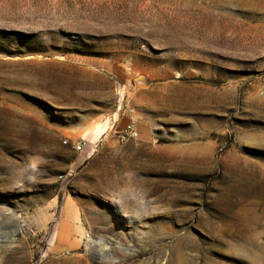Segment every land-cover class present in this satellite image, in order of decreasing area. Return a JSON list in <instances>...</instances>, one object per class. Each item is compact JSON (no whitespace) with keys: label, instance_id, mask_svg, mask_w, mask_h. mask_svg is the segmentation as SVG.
I'll list each match as a JSON object with an SVG mask.
<instances>
[{"label":"rangeland","instance_id":"1","mask_svg":"<svg viewBox=\"0 0 264 264\" xmlns=\"http://www.w3.org/2000/svg\"><path fill=\"white\" fill-rule=\"evenodd\" d=\"M0 264H264V0H0Z\"/></svg>","mask_w":264,"mask_h":264},{"label":"crops","instance_id":"2","mask_svg":"<svg viewBox=\"0 0 264 264\" xmlns=\"http://www.w3.org/2000/svg\"><path fill=\"white\" fill-rule=\"evenodd\" d=\"M113 127H114V132L115 133H118V134H122L123 131L130 125V121H129V118H122V119H118L115 123H113ZM135 128V127H134ZM136 129V128H135ZM138 131L139 133L143 136L146 134V129L144 127H142L141 125L138 126ZM104 134V131L101 130V127H100V122L99 120H97L96 118L95 119H91V130L86 133V134H75L74 137H77V141H81V140H85L87 138L88 141H97V140H100L101 137L103 136ZM137 137H138V133H137ZM75 141V142H77ZM85 143V141H84ZM80 227H76V231L79 232ZM78 229V230H77ZM65 230L62 231V237L65 236Z\"/></svg>","mask_w":264,"mask_h":264},{"label":"built area","instance_id":"3","mask_svg":"<svg viewBox=\"0 0 264 264\" xmlns=\"http://www.w3.org/2000/svg\"><path fill=\"white\" fill-rule=\"evenodd\" d=\"M123 135L132 138V139H136L137 138V131L134 128V126L132 124H130L122 133ZM64 144H67V141L63 142ZM71 146V149L76 152V153H80L83 151L85 143L83 140L81 141H77V142H73V143H69ZM85 238L88 239L89 235L85 234Z\"/></svg>","mask_w":264,"mask_h":264},{"label":"bare ground","instance_id":"4","mask_svg":"<svg viewBox=\"0 0 264 264\" xmlns=\"http://www.w3.org/2000/svg\"><path fill=\"white\" fill-rule=\"evenodd\" d=\"M78 230V229H77ZM63 231V230H62ZM79 232H80V228H79V230H78Z\"/></svg>","mask_w":264,"mask_h":264}]
</instances>
